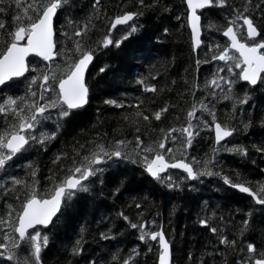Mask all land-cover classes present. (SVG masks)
I'll use <instances>...</instances> for the list:
<instances>
[{"label": "snow or ice", "instance_id": "6c2138e0", "mask_svg": "<svg viewBox=\"0 0 264 264\" xmlns=\"http://www.w3.org/2000/svg\"><path fill=\"white\" fill-rule=\"evenodd\" d=\"M101 0H95L92 4L93 12L82 21L74 20L71 15L65 17L67 28L61 24L57 29L56 24L62 12H65L70 0H14L15 14L14 25L6 29L3 21H0V92L11 89L24 78L23 95H6L0 97V173H5L4 182L0 183V195L15 200V204L6 203V211L0 215V258L9 264H42V251L50 244V236L45 232L50 225L55 227V221L59 220L58 213L63 215L62 209L71 207L81 194H91L98 183L103 192L108 174L112 172L119 177V169L126 165H135L141 168L152 180L169 190L181 189L186 181H201L203 177H218L224 185L237 189L240 193H246L256 205L264 206V183L251 186L250 181H233L223 169L215 170L218 163L216 157L223 151L229 154L247 157V148L243 145L232 144L229 146L227 138L232 137L238 130L235 125L222 123L218 119L215 108L216 103L229 101L232 113L239 109L242 113L243 106L248 104L257 87L264 90V31L259 29L253 18L259 12L257 19L264 22V8L259 3L253 6V0H244L242 10L240 7H231L225 15L226 27H215L227 38V44L208 45L210 59H196L197 71L202 63L222 62L217 65L210 80H205L206 91L203 98H196L201 85L195 81L192 84L191 95L194 97L191 108L187 111L186 124L174 126L167 131L161 128L162 136L159 139H151L145 144L140 135L135 136V142L126 139L107 140V134L97 136L86 144H79L73 148L72 154L61 153L52 161L57 166L58 175L49 176L51 187L41 193L38 188L37 170L33 164L24 165L29 180L22 179L11 172V164L14 158H21L25 154L47 148L48 144L57 139L58 133L77 110L84 108L89 103L90 87L87 83V73L93 64L96 53L100 48H107L115 44L118 48L122 40L138 31L135 23L129 24L143 16V12L123 11L109 19L110 27L108 35L102 41L92 42L90 32L96 28L94 20H100L99 6ZM186 5L184 19L190 30L191 47L196 52L202 44V17L200 10L209 8H227V0H183ZM138 8L156 10L160 8L164 12L171 9L162 0H137ZM0 11L7 9L0 8ZM176 20L182 17L177 15ZM242 21V23H241ZM127 25L128 29L121 40L111 39L112 30L117 26ZM183 27V24L181 25ZM246 29V38L242 34ZM169 30L164 29L167 35ZM6 33V35H5ZM60 37L64 38L61 41ZM260 37V39H257ZM66 41H71V47ZM29 57L39 58L35 63ZM43 62V63H41ZM31 66L30 65H33ZM106 71L105 67L99 69L100 73ZM26 73H35L26 76ZM224 73V75H221ZM152 79H156L155 76ZM245 82V84H241ZM175 83V81H173ZM188 84V81H185ZM136 84L141 85L144 92L157 91L154 85L145 83V79H136ZM240 85V87H238ZM163 91V89H161ZM241 91L243 95L241 96ZM208 97H211L209 100ZM104 104L115 108H123L124 104L115 99H105ZM129 107L139 108L137 105ZM168 111V105L154 111L156 121L161 119L163 113ZM211 119V123L203 115ZM143 121L150 123L149 115L140 111L136 112ZM235 119V115L232 117ZM179 119V118H178ZM128 121V117H124ZM55 125L54 131H45L47 122ZM135 132L140 133L138 122H134ZM247 131L252 123L249 114L248 122L241 121ZM264 126V118L260 121ZM214 131V146L211 149V157L207 154L203 158L191 156L189 149L193 147L203 131ZM154 132L155 129H148ZM147 135V131L144 133ZM172 146H166L168 144ZM252 147L257 153L264 154V141ZM62 161H70L65 165ZM255 163V161H253ZM170 169H178L184 173L178 176ZM264 171V169H261ZM124 180L120 179L113 191V195L120 192ZM10 185V186H9ZM137 209L142 205L135 204ZM264 210V209H261ZM253 209H249L241 226L237 229L238 236L243 238L251 228ZM132 229H138V239L148 244L149 241H158V264H172L171 243L166 238L163 229L149 231V223L155 224V220L144 221L139 224L132 223L123 212L118 213ZM211 216L198 218L196 223L217 237L220 245L231 248L236 254L235 264H264V242L258 248L253 243L240 245L236 240H230L224 234L223 227L213 226L209 223ZM84 229H81L83 233ZM102 240L112 237L101 232ZM246 247V253H245ZM83 249V235L75 241L70 255L80 256ZM136 252L135 249L132 250ZM148 251H152L149 245ZM243 254V255H242ZM210 256H221L220 264H228L227 253L214 251ZM114 261L119 264H135L132 254L127 258H120L119 253L113 255ZM193 257L190 254L189 260ZM90 264H97L92 260Z\"/></svg>", "mask_w": 264, "mask_h": 264}, {"label": "trees", "instance_id": "16d2710c", "mask_svg": "<svg viewBox=\"0 0 264 264\" xmlns=\"http://www.w3.org/2000/svg\"><path fill=\"white\" fill-rule=\"evenodd\" d=\"M94 2L95 0H70L67 10L59 16L57 29H60L61 24L67 28L65 19L67 15H71L76 21L84 20L94 11L92 8ZM150 2L151 0H145V3ZM162 3L171 11L164 12L160 8L156 10L138 8L137 0H101L99 6L101 19L93 21L96 28L89 34L93 43L102 41L104 36L108 35L109 19L123 11L140 10L144 13L143 16L129 22V24L135 23L138 31L129 39L122 40L118 48L113 44L99 49L87 73V83L91 89L89 103L67 120L57 139L49 143L46 149L37 146L38 150L9 162L13 175L29 180L30 176L26 175L24 165L33 164L37 170V188L43 193L51 187L48 177L58 175L57 166L52 161L61 153L72 154L73 148L78 147L79 144H86L87 141L104 134H107V140L126 139L133 143L135 136L140 135L147 144L151 139H159L162 136L159 131L161 128L167 131L171 127L186 124L187 111L191 108L194 99L191 95L193 82L201 85L196 98H203L206 91H211L204 89L205 80H210L216 66L222 64L220 61L202 63L197 71L196 59L202 61L210 59L211 54L206 56L209 44L228 43L221 32L216 31L211 25L226 27L225 15L233 6L242 10L244 0H227L228 7L224 9L200 10L204 13L202 44L196 52H193L191 47L190 31L184 19L186 5L183 0H162ZM256 3L264 8V0H253V6ZM0 8L7 9L0 11V21L5 23L6 29H11L16 11L14 0H0ZM177 15L182 17L181 21L176 20ZM258 16L259 12H256L253 18L259 29L264 31V22L257 19ZM165 28L169 30L167 35L164 34ZM127 29V25L117 26L112 30L111 39L121 40ZM241 38L245 39L243 34ZM0 39H3V36H0ZM60 39L64 41L63 37ZM66 43L71 47V41ZM29 60L35 63L38 59L31 57ZM34 63L30 67L34 66ZM101 67L106 68L104 73L99 72ZM34 74L27 73L26 76ZM153 76L156 79H152ZM140 77L145 79V83L154 85L157 91L144 92L142 86L136 84V79ZM186 80L188 84L185 83ZM24 90L22 77L17 85L0 92V97L23 95ZM242 95L243 91H241ZM105 99H115L122 102L124 107L115 108L106 105L103 103ZM208 99L210 100L211 97ZM137 104H139L138 109L129 107ZM166 104L168 111L156 121L153 112ZM215 108L220 122L238 128L233 136L222 144L228 142L229 146L243 145L248 151L247 157L222 151L216 157L218 163L215 165V170L219 171L222 168L224 174L233 181H237L239 174L240 181H250L252 187L264 183V171H261L264 169V154L257 153L252 147L253 144L259 145L264 141V126L260 123L264 118V90L257 87L251 93L250 102L243 106V113L238 109L233 114L229 101L216 103ZM137 111L149 115L150 123L143 121L142 116L138 117ZM249 114L252 123L246 131L241 121L248 122ZM197 115H203L211 123L210 117L206 114L198 112ZM233 115L235 119L232 118ZM125 116L128 117V121L124 120ZM2 122L0 118V124ZM134 122H138L140 133L135 132ZM44 130L54 131L55 125L49 121ZM146 131L147 135L144 134ZM201 137L197 138L189 152L191 156L197 158H203L206 154L211 157V149L214 146L213 132L205 130L201 132ZM166 146L172 145L169 143ZM62 163L67 165L70 161H62ZM169 171L178 176L184 175L180 171ZM5 175L0 173V183L4 182ZM120 179L124 180V184L120 187V192L113 195ZM100 187L97 183L91 194H81L71 207L62 209L63 215L58 213L60 218L54 219L55 227L50 225L45 229L50 236V244L42 251V264H90L92 260L97 264H119V260L112 259L117 252L120 258H127L132 254L135 264H157L159 254L157 244L151 241L148 244L142 243L138 239V229H132L118 215L121 212L132 223L155 220V224L149 223L148 230L163 229L171 243L172 264H220L221 256L208 255L217 250L227 253L228 264H235L237 256L232 249L220 245L217 237L208 228L200 227L196 223L198 218L211 216L209 223L223 227L224 234L230 240H236L238 246L241 239L245 244L250 242L258 248L264 242V210H261L264 206L256 205L251 197L224 185L218 177L186 181L181 189L169 190L152 180L141 168L129 164L119 169V177L112 172L108 174L102 193L99 191ZM6 203L15 204V200L0 195V215L6 211L4 207ZM137 203L142 205L140 209L135 207ZM249 209L254 210L251 228L243 238H240L237 229L241 226L242 220L248 218L245 213ZM81 229H84L83 233ZM101 232L107 233L112 238L102 240ZM81 235H83L84 251L80 256H72L71 249ZM149 245L152 251H148ZM133 249L136 250L135 253ZM190 254L192 260H189ZM0 264H9V262L0 258Z\"/></svg>", "mask_w": 264, "mask_h": 264}, {"label": "water", "instance_id": "95a60500", "mask_svg": "<svg viewBox=\"0 0 264 264\" xmlns=\"http://www.w3.org/2000/svg\"><path fill=\"white\" fill-rule=\"evenodd\" d=\"M190 31V30H189ZM226 40H227V38L226 37H224ZM198 50V49H197ZM30 58V57H29ZM39 59V58H38ZM26 75V74H25ZM242 83H244L245 84V82H242ZM0 87H2V86H0ZM213 136H214V131H213ZM215 138V137H214ZM223 142V141H222ZM221 142V143H222ZM170 170H175V171H180V170H178V169H170ZM236 191H238L237 189H235ZM239 192V191H238ZM242 194H244V195H246V196H248L246 193H242ZM250 197V196H249ZM258 206H260V205H258ZM55 219V218H54ZM151 242H155L156 244H157V246H158V249H159V245H158V241H151ZM157 264H158V260H157Z\"/></svg>", "mask_w": 264, "mask_h": 264}, {"label": "flooded vegetation", "instance_id": "af4514ba", "mask_svg": "<svg viewBox=\"0 0 264 264\" xmlns=\"http://www.w3.org/2000/svg\"><path fill=\"white\" fill-rule=\"evenodd\" d=\"M246 35L247 34H246V29H245L244 32H243V37L246 38ZM257 39H258V37H257Z\"/></svg>", "mask_w": 264, "mask_h": 264}, {"label": "rangeland", "instance_id": "374dc122", "mask_svg": "<svg viewBox=\"0 0 264 264\" xmlns=\"http://www.w3.org/2000/svg\"><path fill=\"white\" fill-rule=\"evenodd\" d=\"M0 242H2V241H0Z\"/></svg>", "mask_w": 264, "mask_h": 264}]
</instances>
